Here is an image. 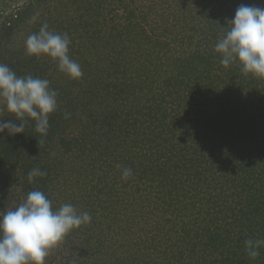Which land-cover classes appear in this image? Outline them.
Returning <instances> with one entry per match:
<instances>
[{
  "label": "trees",
  "instance_id": "trees-1",
  "mask_svg": "<svg viewBox=\"0 0 264 264\" xmlns=\"http://www.w3.org/2000/svg\"><path fill=\"white\" fill-rule=\"evenodd\" d=\"M61 1L0 0V63L18 76L47 78L58 92L46 136L32 121L23 134L0 133V211L40 190L54 209L71 203L91 215L45 264H264V247L255 259L245 252L247 239H264V78L238 63L223 67L214 51L236 9L264 8V0H184L202 16V47L192 43L173 57L166 41V64L160 40L140 26L145 15L130 11L128 24H114L101 44V14L91 2L64 0L80 13L66 11L49 27L69 36L78 81L59 78L55 62L24 49L47 21L43 6ZM0 119L12 117L0 111ZM125 167L133 173L127 180ZM33 168L46 175L30 183Z\"/></svg>",
  "mask_w": 264,
  "mask_h": 264
},
{
  "label": "clouds",
  "instance_id": "clouds-1",
  "mask_svg": "<svg viewBox=\"0 0 264 264\" xmlns=\"http://www.w3.org/2000/svg\"><path fill=\"white\" fill-rule=\"evenodd\" d=\"M226 28V33L214 46L220 64L228 68L238 63L243 73L264 78V8L239 6ZM70 44L67 34L54 32L43 23L38 32L26 37L24 49L31 57L49 58L56 63L58 71L78 81L83 71L69 56ZM50 83L47 78L31 74L18 76L8 65L0 63V111L12 117L0 119V133L23 134L26 124L32 121L35 132L46 136L49 116L58 108V92ZM69 115L66 113L65 118ZM45 175L39 168H33L27 179L31 183L35 177ZM132 175V169H122V179L127 180ZM91 219L87 211L80 212L71 203L54 209L52 201L42 191H29L14 209L0 211V264H45L52 248L72 230L89 224ZM261 247H264V239L245 241V252L252 259L259 256Z\"/></svg>",
  "mask_w": 264,
  "mask_h": 264
},
{
  "label": "rangeland",
  "instance_id": "rangeland-1",
  "mask_svg": "<svg viewBox=\"0 0 264 264\" xmlns=\"http://www.w3.org/2000/svg\"><path fill=\"white\" fill-rule=\"evenodd\" d=\"M5 1V0H3ZM18 2V5L21 3L23 4L25 0H16ZM65 1L62 0L59 5H56L55 3H52L51 5H44L43 8H48L49 12L47 11L43 12L44 18L47 19V21H44L50 26L52 24L53 19L63 20V16L65 17L66 11L68 12V16L73 13H80V10L72 9L71 12L65 8L63 5ZM91 2L92 9L94 11H97L96 14H101L97 18L100 22H102L103 26H101V30L99 31L102 33L101 35L103 39H101L99 42L102 44L104 42L107 43L109 40L107 39L110 37L111 29H113V26L119 25V29H123L124 26L128 24L127 21V15L130 11H134V15L143 14L145 15V22L140 21V26L142 29H144V35H148L152 39H158L162 44H158L156 49H160L162 47L163 56H161V62L166 64L168 63V56L166 55V41H170V50L169 54L173 57L177 56L178 54H182L181 56H184L187 52H191L194 49V46L192 43H194L196 46L202 47L201 45V39L204 36L202 34V27L203 19L200 13H197V10L192 12L190 11V8H188L184 0H89ZM71 3V2H69ZM184 4V5H183ZM3 4H0V6ZM167 6H171V11L173 13V16L170 14V18L167 19L166 15L163 14L164 8ZM99 7V8H98ZM2 8V6L0 7ZM2 10V9H1ZM52 14L50 15L48 14ZM104 13V14H102ZM166 13V11H165ZM116 14V17L114 21L112 22L110 20L111 16H114ZM165 16V17H164ZM190 17H192L194 20V24L192 21H190ZM138 19V16H137ZM137 19L134 17L133 21H137ZM177 19V24H176ZM139 20V19H138ZM166 20L168 24H166ZM175 20V21H174ZM189 21V22H188ZM200 24L198 29L196 26ZM173 24V25H172ZM57 27V24H54L53 26L49 27V29L53 27ZM197 28L196 31H192V28ZM24 34L21 33V39ZM20 37L15 38L14 41L12 40L13 47L15 50H18L20 48ZM111 39V38H110ZM189 41H191V44L189 45ZM80 43V41H78ZM111 45V44H110ZM122 46L125 48L128 46V41H125L122 43ZM197 46V47H198ZM107 52V51H106ZM186 52V53H185ZM14 54V51L12 52ZM162 55V54H161ZM160 56V55H159ZM159 62V61H158ZM162 68V67H161ZM170 69H168V73H170ZM60 72V71H59ZM59 78L67 77L63 74H58ZM2 107V106H1ZM67 190V188H66ZM66 190H64V193H66ZM68 195V194H67ZM150 209H143V212L149 213ZM144 221V220H142ZM141 221V222H142ZM144 223V222H143ZM141 223L140 225H142ZM146 227V226H145ZM147 228V227H146ZM136 235L138 234L135 233ZM142 235V234H141ZM136 237V236H134ZM132 237V239L136 240V238Z\"/></svg>",
  "mask_w": 264,
  "mask_h": 264
}]
</instances>
